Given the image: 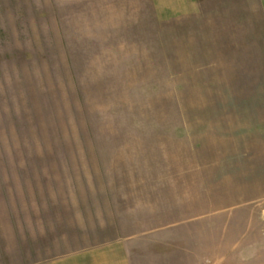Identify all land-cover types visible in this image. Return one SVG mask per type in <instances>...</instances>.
Masks as SVG:
<instances>
[{
	"label": "rangeland",
	"instance_id": "1",
	"mask_svg": "<svg viewBox=\"0 0 264 264\" xmlns=\"http://www.w3.org/2000/svg\"><path fill=\"white\" fill-rule=\"evenodd\" d=\"M185 1L0 0V264L152 227L180 183L187 229L212 200L264 209L259 12Z\"/></svg>",
	"mask_w": 264,
	"mask_h": 264
},
{
	"label": "crops",
	"instance_id": "2",
	"mask_svg": "<svg viewBox=\"0 0 264 264\" xmlns=\"http://www.w3.org/2000/svg\"><path fill=\"white\" fill-rule=\"evenodd\" d=\"M208 1L190 0V4L195 5L199 14ZM252 4L255 14L259 12L260 28L264 30V0H244L243 22H235L230 28L240 29L244 24V29L246 26L250 29ZM164 185L171 189L173 184ZM171 190L160 199L161 210L153 209L152 200L147 198L152 227L32 264H204L207 260L214 264H249L264 253V209L258 208L254 215L249 207L252 203L244 196L228 198L221 204L220 199L212 200L216 210L193 216L195 229H187L188 207L183 197V183ZM212 190H222L210 195L215 198L224 191L227 195L231 188L223 183L222 187L214 185ZM223 212L228 217L219 215ZM239 212L245 214L240 216ZM253 219H257L255 225ZM159 221L164 224L156 226Z\"/></svg>",
	"mask_w": 264,
	"mask_h": 264
}]
</instances>
